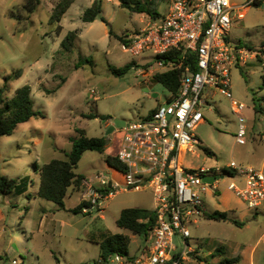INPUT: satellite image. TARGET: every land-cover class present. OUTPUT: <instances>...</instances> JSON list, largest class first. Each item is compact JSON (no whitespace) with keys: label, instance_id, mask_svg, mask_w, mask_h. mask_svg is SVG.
<instances>
[{"label":"rangeland","instance_id":"rangeland-1","mask_svg":"<svg viewBox=\"0 0 264 264\" xmlns=\"http://www.w3.org/2000/svg\"><path fill=\"white\" fill-rule=\"evenodd\" d=\"M58 1L41 0L37 9L28 14L22 8V0H0V88L5 76L20 70L21 77L8 84L4 97L10 99L17 89L27 85L33 108L44 114V118L18 125L11 136L0 137V175L12 179L29 176L27 188L31 195L30 200L13 193L0 195V211L4 216L0 223V264H11L13 258L22 264H94L99 260L98 244L103 239L102 234L128 236L131 256H137L147 244L143 238L118 228L116 220L126 208L152 209V197L148 192H119L101 204L103 211L88 215L70 212L81 195L76 190L71 189L69 192L73 195L66 196L65 210L34 194L39 186L34 165L41 167L51 159L65 160L71 150V138L77 137V128L83 129L88 137L106 136V127L114 121L126 124L138 121L168 96L162 85L145 82L134 71L139 67L136 65L138 58L124 53L118 40V37L144 28L150 16L122 9L118 0H101L102 16L107 25L99 19L84 23L81 16L94 0H76L62 18V30L58 34L55 25L49 23ZM145 1L159 16L166 13L167 4L163 0ZM109 29L112 30L111 37L108 36ZM73 31L78 39L70 52H64L60 43L68 32ZM230 36L235 43L246 42L254 47L264 42V4L248 8L245 19L231 28ZM80 57H90L93 65L76 69ZM130 62L136 63L122 78L114 77L108 70L109 66L121 68ZM139 68L148 72L146 67ZM261 81L258 68L231 71L233 99L246 106L248 132L256 134L257 140L247 139L246 146L235 143V118L228 100L218 97L213 110L219 116L205 110V125L198 126L195 131L200 141L196 148L199 157L184 154L180 159L183 163L192 160L194 167H215L233 160L241 167L248 166L244 162V148L256 147L260 144L259 135H264V116L253 111V100L257 102L264 97ZM57 86L61 87L55 93L45 92ZM90 114L98 115V118L88 119ZM101 117L107 119L101 120ZM119 136L118 130L106 136L107 147L113 151H107V154L88 151L82 155L75 172L87 183L96 184L97 177L104 176L124 186L122 174L105 161L106 155L112 156L117 150ZM203 148L213 155H206ZM231 181L224 177L218 186L223 189ZM85 190L83 183L79 192ZM24 207H28L26 213ZM42 211H45L47 221L38 229ZM257 216L255 220H245L242 227L221 225L212 233L208 230L209 234L206 228L201 230L198 235L207 237L206 245L202 246L203 255L211 251L216 241H221L223 244L217 245H224V248L233 243L247 247L256 245L258 238L264 235V215ZM9 237L13 238L10 245ZM176 242L177 239L175 246ZM8 247L13 249L12 253L8 254ZM256 247L258 257L264 259V238ZM222 259L223 256L215 254L208 257V262L216 264Z\"/></svg>","mask_w":264,"mask_h":264},{"label":"built area","instance_id":"built-area-1","mask_svg":"<svg viewBox=\"0 0 264 264\" xmlns=\"http://www.w3.org/2000/svg\"><path fill=\"white\" fill-rule=\"evenodd\" d=\"M163 1L166 13L150 17L144 28L124 36L120 48L138 58L137 66L147 68V73L139 67L134 70L145 82L181 69L177 93L163 87L168 96L149 114L117 129L119 143L113 156L123 165L124 171L119 172L125 184L104 176L97 177L96 184L86 182L89 206L82 209L84 214L101 211V204L119 192H148L155 226L133 261L113 255L106 264H180L188 246L185 243L178 255L171 257L174 238L189 239V225L203 214L204 196L217 191L224 177L232 180L227 188L247 210L254 216L264 215V171L235 162L215 167H183L179 163L183 152L193 153L200 145L195 131L205 123L204 111L219 116L213 110L218 97L228 100L235 118V143H247L246 106L233 99L231 71L258 68L264 82V42L255 47L235 43L230 30L245 19L248 8L259 7L261 0ZM257 102L262 108L259 114L264 116V97ZM204 178L215 180L209 184Z\"/></svg>","mask_w":264,"mask_h":264},{"label":"trees","instance_id":"trees-1","mask_svg":"<svg viewBox=\"0 0 264 264\" xmlns=\"http://www.w3.org/2000/svg\"><path fill=\"white\" fill-rule=\"evenodd\" d=\"M76 0H59L53 10L49 20L51 25H55L56 31L59 34L62 30L60 22L68 9ZM119 6L135 14H146L151 18H156L159 14L149 8L145 0H118ZM41 0H22V8L28 13L32 14L40 5ZM259 6V5H258ZM100 20L107 25V21L102 16L101 0H94L91 6L84 10L81 20L84 23H92ZM108 36H112V30L109 29ZM78 39L76 31L68 32L60 43L61 50L70 52ZM118 40L123 41L122 37ZM247 46L250 44L247 43ZM85 65H93L90 57H80L76 69ZM134 63L130 62L121 68H114L109 66L108 70L116 78H122L132 68ZM181 69L157 74L155 77L156 83L162 85L164 88L170 90L173 94L177 93L179 87V78ZM22 75L20 70L11 72L4 77L3 86L0 88V137L11 136L18 125L27 123L31 119L44 118V114L33 108V101L31 98V90L29 86H23L17 89L10 99L4 97V93L8 91V84L19 79ZM61 86L55 87L51 91H46L47 94L55 93ZM261 89H264V82L261 83ZM255 113H260L262 108L253 100ZM88 119H96L98 115L90 114ZM107 117H101V120H106ZM77 137L71 138V150L66 155L65 160L53 159L41 167L34 165L35 171L39 173V187L37 197L47 202L53 203L58 209L65 210L64 200L68 194L69 189L79 191L83 188L84 177L78 175L75 170L85 152L91 151L99 154H104L107 146V137H88L83 129L77 128L75 130ZM203 152L210 156V150L203 148ZM105 161L108 166L117 171H124L123 165L117 160L115 156L106 155ZM29 183V178L21 179L8 178L5 175H0V195L7 196L11 193L15 195L23 194ZM89 204L85 201L80 202L70 212L74 215L83 214L82 209L88 207ZM27 211V208H24ZM85 215V214H84ZM202 216L207 220L225 222L230 221L237 227H242L244 223L235 220H229L226 213L213 212L203 213ZM116 226L120 229L127 230L132 235L138 236L147 240L150 237V232L155 226V214L153 210L141 208H126L123 209L116 220ZM131 239L122 234L105 235L99 242V260L94 264H106L107 260L113 255H120L129 261H133L135 256H131L128 252ZM217 253H222V249H217ZM239 258L223 257L219 264H238Z\"/></svg>","mask_w":264,"mask_h":264},{"label":"crops","instance_id":"crops-1","mask_svg":"<svg viewBox=\"0 0 264 264\" xmlns=\"http://www.w3.org/2000/svg\"><path fill=\"white\" fill-rule=\"evenodd\" d=\"M262 4H264V0H261V3L259 5V7L262 6ZM143 80H144V78H143ZM152 82L156 83L155 80L154 81L152 80L150 83H152ZM151 111H149L148 114ZM202 125H205V123L202 124ZM108 127L109 126H107L106 128H108ZM259 137H260V144H257L256 147H253V148L252 147H249V148L245 147L244 148V154L246 156V159L244 160V162L248 166L257 167V169H259L261 171H264V135H259ZM248 139L256 141L257 140V135L250 131V132H248ZM246 144L244 146H246ZM107 151L111 152L113 150H109V148L106 146L105 154H107ZM184 154H186V153L183 152L180 155L179 163L183 167H194L193 164H192L193 163L192 160H189L187 163H183V161L180 160L181 158H183ZM190 154H192V156H194L196 158L199 157V155L196 153V151H194L193 153H190ZM212 155H213V153H212ZM51 160H53V159H51ZM204 161L205 160H203V162ZM230 162H234V161L232 160ZM229 163H227V164H229ZM227 164H223L221 166H226ZM236 164H238V163H236ZM238 165H240V164H238ZM38 167H40V166H38ZM197 167H201V166H197ZM37 174H38V177H39V173L38 172H37ZM25 177H29V176H25ZM83 183H86V181L84 180ZM217 187H218L217 191L209 192L208 194H206L204 196L203 213H213L215 211L221 212V213H226L229 220H235V221L240 222V223H243L245 220H255L258 217V216H254L249 210H247L246 207L241 203V201L238 198H236L235 195L230 190H228L227 187H225L223 189H220L219 186H217ZM70 190L71 189L68 190V194H70V192H69ZM37 191H38V189L35 190V193H34L35 196H37L36 195ZM79 191L76 192V193H80L81 194L80 197H79L77 205L80 202L86 201L88 199V197L86 195L87 194V187H86L85 192H79ZM28 192L29 191H28V188H27L26 191L23 194L18 195V196H23L27 200H30L31 195ZM70 195H73V194H70ZM208 199H210V201H212V202H209ZM24 208H27V211H28V207H24ZM152 209H149V210H152ZM101 211H103V209ZM42 212H43L42 213L43 216H41V218H40L38 229L39 228L40 229L43 228L45 223H46V221H47L46 220L47 218L44 217V216H46L44 214L45 211H42ZM88 214H90V213H88ZM88 214H85V215H88ZM3 220H4V216H3L2 212L0 211V223ZM221 225H234V224H232L230 221L219 222V221L207 220L201 215L200 217L197 218L195 223H192L190 225V228H189L190 237H189L188 240L185 241V240H182L180 238H174L172 246H171V249H170V256L174 257L175 255H178L179 251L181 250L179 248V246H182V248H183V245L186 243L187 246H188L187 255H186V258L181 262L182 264H210L208 262V257H212L215 254H218V255L223 256V257H225V256L226 257H231V258L238 257L239 258L238 264H264V259H261L257 255V247H256L257 243L260 240H262V238H264V235H262V236H260L258 238L256 245H254L253 247H247L248 245L245 246V245H242V244L233 243V244L227 245V247L224 248V245L223 246L217 245V244H223V243H221V241H216L214 243V247H212L211 251H208L206 256L203 255V253L201 252L202 251V246L206 245L207 237L199 236L198 233L201 230H204L205 228L207 229V231L209 230L212 233L213 229H217ZM235 227H237V226H235ZM191 228H192V230H191ZM191 231H193V233H194L193 235L191 234ZM209 231H208L207 234H209ZM101 236L103 238L105 235L102 234ZM175 239L178 240V242H176V244H177L176 246H175ZM12 242H13V238L9 237L8 244L10 245ZM0 243H1V237H0ZM143 248L141 249L139 254L143 251ZM219 248L222 249V252H223L222 254L223 255H221V253H217V249H219ZM7 249H8V254L13 252V249L11 247H8ZM139 254L137 256H135V257H138ZM12 261H17V262L21 263L20 260H17V259H14V258L11 260V263H12ZM219 263H216V264H219Z\"/></svg>","mask_w":264,"mask_h":264},{"label":"water","instance_id":"water-1","mask_svg":"<svg viewBox=\"0 0 264 264\" xmlns=\"http://www.w3.org/2000/svg\"><path fill=\"white\" fill-rule=\"evenodd\" d=\"M105 122V121H104ZM125 125L124 121H114L113 125L109 126L106 130L105 135L109 136L112 134L115 130L123 128ZM215 178H204V182L212 184L214 182Z\"/></svg>","mask_w":264,"mask_h":264}]
</instances>
